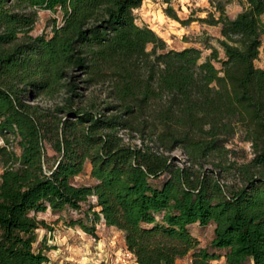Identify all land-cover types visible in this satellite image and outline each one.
Segmentation results:
<instances>
[{
    "label": "trees",
    "instance_id": "trees-1",
    "mask_svg": "<svg viewBox=\"0 0 264 264\" xmlns=\"http://www.w3.org/2000/svg\"><path fill=\"white\" fill-rule=\"evenodd\" d=\"M142 2L0 0V264L47 263L37 213L90 200L77 224L121 230L138 264H264V0L201 18L223 51L203 61L138 25ZM39 10L61 19L32 35ZM238 131L253 150L241 163ZM87 162L94 182L75 184ZM196 222L214 225L205 247Z\"/></svg>",
    "mask_w": 264,
    "mask_h": 264
},
{
    "label": "rangeland",
    "instance_id": "rangeland-1",
    "mask_svg": "<svg viewBox=\"0 0 264 264\" xmlns=\"http://www.w3.org/2000/svg\"><path fill=\"white\" fill-rule=\"evenodd\" d=\"M170 2L180 20L187 18L192 20L187 24H182L167 16L164 11L167 4L164 3V0H143L140 8L145 3L144 7L133 11L135 22L140 26L147 25L154 29L166 41L168 48L196 47L200 49V61H203L210 53L211 46L218 48L221 57L223 55L218 43L220 38L219 25H210L200 19L210 15L217 17L219 13L215 6L219 3L224 6L225 13L230 18H233L246 6L245 0H170ZM53 18H56L57 22L61 19L59 13L39 10L31 34L50 33ZM214 65L219 67V63L215 62ZM255 65L264 68V54L262 51L255 60ZM0 144H3L1 136ZM227 147L232 150V153L229 154L230 157L239 163L247 161L253 155L251 142L246 140L242 131H238L229 140ZM16 150L18 151V149ZM47 151L52 154L49 148ZM173 155L182 157L179 150H175ZM73 182L75 184H91L94 182L90 177V164L88 162L85 163L82 173L73 178ZM89 203H91V200L82 203L81 210L65 208L61 211L53 212L48 208L44 212L37 213V218L43 219L46 223V227H41L37 230L38 239H44L45 245L50 246V250L46 251L49 260L44 264H81L80 261H77V257L80 260L82 259L78 252H81V248H85V244L89 242L92 245L90 248L94 247L95 242L91 240L92 236L100 239L113 235L111 231L115 229L104 226L102 221L95 223L96 231L93 234L83 231L77 224V219H82L84 223L90 224V221H87L83 214L84 210L88 211ZM93 210H98V208L93 207ZM213 226L212 223L200 225L197 222L188 226L191 235L198 240L199 247L208 245L212 238ZM82 232H85V234ZM117 238L118 235H116ZM189 261L190 253L176 260L178 264H186Z\"/></svg>",
    "mask_w": 264,
    "mask_h": 264
},
{
    "label": "crops",
    "instance_id": "crops-1",
    "mask_svg": "<svg viewBox=\"0 0 264 264\" xmlns=\"http://www.w3.org/2000/svg\"><path fill=\"white\" fill-rule=\"evenodd\" d=\"M144 4L141 8L140 7L139 8L142 9L144 7ZM103 225L105 226V224ZM111 229H115L111 231L113 235L100 238L99 243L94 245L93 247L94 251H93V248H90L92 247L90 242L86 243L85 248H81V252L80 251L78 252L80 256H82V259L80 260L77 257V261H80L81 264H88L89 262L98 261L102 258V249H105L106 251H108V253L111 256H113L120 249L125 247L123 232L121 230L116 229L115 227H111ZM82 233L85 234V232H82ZM116 235H118L117 239H116Z\"/></svg>",
    "mask_w": 264,
    "mask_h": 264
},
{
    "label": "built area",
    "instance_id": "built-area-1",
    "mask_svg": "<svg viewBox=\"0 0 264 264\" xmlns=\"http://www.w3.org/2000/svg\"><path fill=\"white\" fill-rule=\"evenodd\" d=\"M92 201H95V197H92ZM91 240L95 242L94 244L99 243V239L96 237H91ZM105 246V245H104ZM88 264H138L134 254L125 247L120 249L117 253L111 256L108 251L102 249V258L98 261H92Z\"/></svg>",
    "mask_w": 264,
    "mask_h": 264
}]
</instances>
